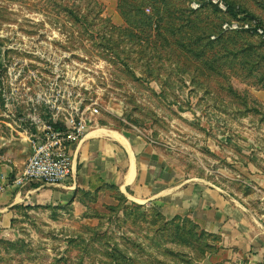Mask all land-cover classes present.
<instances>
[{
	"label": "rangeland",
	"instance_id": "rangeland-1",
	"mask_svg": "<svg viewBox=\"0 0 264 264\" xmlns=\"http://www.w3.org/2000/svg\"><path fill=\"white\" fill-rule=\"evenodd\" d=\"M224 1L226 14L182 0H0V75L13 58L26 75H45L48 43L78 53L99 124L142 134L174 171L255 205L264 38L218 26L237 16L264 25V0ZM53 30L60 39L40 36L32 47L31 36ZM86 202L84 211L19 208L0 234V264H250L212 255L215 239L186 215L166 220L113 189Z\"/></svg>",
	"mask_w": 264,
	"mask_h": 264
},
{
	"label": "crops",
	"instance_id": "crops-1",
	"mask_svg": "<svg viewBox=\"0 0 264 264\" xmlns=\"http://www.w3.org/2000/svg\"><path fill=\"white\" fill-rule=\"evenodd\" d=\"M27 132L15 129L0 108V184L28 157ZM71 154L72 173L64 182L0 190V234L19 208L68 206L84 211L88 197L113 189L130 201L155 206L166 220L186 215L215 239V257L264 264V175L249 177L262 187L252 205L219 184L174 171L142 134L97 120Z\"/></svg>",
	"mask_w": 264,
	"mask_h": 264
},
{
	"label": "built area",
	"instance_id": "built-area-1",
	"mask_svg": "<svg viewBox=\"0 0 264 264\" xmlns=\"http://www.w3.org/2000/svg\"><path fill=\"white\" fill-rule=\"evenodd\" d=\"M193 10L208 4L226 14L224 0H182ZM221 33L244 31L264 38V25L257 17H224L219 22ZM45 33V34H43ZM60 39L55 30L39 31L31 36L32 47L38 48L39 37ZM216 34L210 38L215 39ZM48 43L49 69L43 75L36 71L25 74V61L9 60L7 72L0 75V108L3 116L18 129L27 130L29 155L22 167L6 176L0 184L19 191L31 183L55 185L64 182L72 173L71 149L80 143L99 113L96 97L81 90L90 77L84 72L78 53ZM45 87V88H44ZM264 202V195L261 198Z\"/></svg>",
	"mask_w": 264,
	"mask_h": 264
},
{
	"label": "trees",
	"instance_id": "trees-1",
	"mask_svg": "<svg viewBox=\"0 0 264 264\" xmlns=\"http://www.w3.org/2000/svg\"><path fill=\"white\" fill-rule=\"evenodd\" d=\"M188 7V6H187ZM218 36V35H217Z\"/></svg>",
	"mask_w": 264,
	"mask_h": 264
}]
</instances>
